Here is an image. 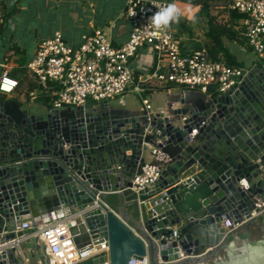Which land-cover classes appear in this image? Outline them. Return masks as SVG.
<instances>
[{"label":"water","instance_id":"95a60500","mask_svg":"<svg viewBox=\"0 0 264 264\" xmlns=\"http://www.w3.org/2000/svg\"><path fill=\"white\" fill-rule=\"evenodd\" d=\"M180 106L152 114L102 102L33 112L0 96V264H25L17 226L24 217L41 224L42 202L78 248L105 242L109 264H264V215L255 207L264 202V71H247L225 93L183 96ZM150 149L167 162L151 189L134 194L131 181ZM109 196L123 213L107 205ZM223 217L245 222L224 235ZM39 251L46 263L43 244Z\"/></svg>","mask_w":264,"mask_h":264},{"label":"built area","instance_id":"2783aa9c","mask_svg":"<svg viewBox=\"0 0 264 264\" xmlns=\"http://www.w3.org/2000/svg\"><path fill=\"white\" fill-rule=\"evenodd\" d=\"M180 1L126 0L122 16L129 25V35L118 48L113 47L110 39L98 30L84 36L77 46L67 44L62 34L56 31L38 43L32 59L25 66L26 73L44 89L48 84L55 87L52 110L109 103L129 92L140 97L145 93V86L186 87L202 94L208 88L225 93L236 87L247 70L211 61L205 48L183 54L170 26L159 30L154 27L153 14L169 4L178 7ZM229 9L242 16L241 35L259 62V68L264 71V0H231ZM143 48L154 54V67L146 75L135 76L130 62ZM17 87L18 82L3 70L0 96L10 95ZM28 97L35 100V91L28 93ZM141 103L143 109L150 112L148 101L142 99ZM149 155L150 159L131 181L129 190L134 194L151 189L167 162L156 149H150ZM255 207L264 215V202L256 203ZM251 216L258 215L252 213ZM244 222L233 225L223 217L221 228L224 235L238 229ZM17 231H27L44 245L47 262L43 264H78L101 254L105 257L102 264H109L105 242L78 248L64 221L35 224L22 220ZM177 238L176 229H173L167 240L174 242ZM180 259H184L181 253ZM129 264H147V260H131Z\"/></svg>","mask_w":264,"mask_h":264},{"label":"crops","instance_id":"0c3cea01","mask_svg":"<svg viewBox=\"0 0 264 264\" xmlns=\"http://www.w3.org/2000/svg\"><path fill=\"white\" fill-rule=\"evenodd\" d=\"M153 1H172V0H153ZM126 0H108L107 6L103 12L96 16V6L97 0H27L28 8L34 10V6L39 3L43 4L46 8H54L58 10L63 5H77L73 6V16L77 24H80L82 27L79 28L76 36L63 34L60 29H55L54 32L58 31L62 34L65 42L72 46H77L81 43L82 38L91 34L94 31L103 32L111 42V45L115 48L120 47L124 44L129 35V25L127 21L123 18V11L125 8ZM25 0H0V75L3 70H7L12 78H14L18 82V87L8 96H5L6 99L17 102L21 107L33 106L37 110H45L47 108L39 99L38 89L39 86L36 83V80L31 75L26 72L21 73L20 68L17 63H14L13 58H9L12 52L9 51V46L12 44H16L24 53H26L24 45L19 44V41L14 40L13 36H10V39H13L14 43L5 45L3 43L4 40V32L7 30L5 27L6 24H9V21L12 19V15L7 17L10 10L9 7L12 5L16 6L18 11L23 10V4ZM231 4V0H216L213 6L211 7L210 14L215 17L218 23L225 24L229 22V6ZM42 8V6H41ZM180 10V18L177 23H173L170 25V29L174 34V37L182 45V53L189 54L193 50H196V45L198 43L204 42V34L207 29V22L205 19L197 18L196 14L198 12L197 7H192L187 4H179ZM97 17V18H96ZM72 20V21H73ZM241 20V19H240ZM240 20L234 23L233 30L236 32V38L233 40H228L223 38L222 42L224 46L228 49L229 53L234 58L235 63L238 65V68L245 69L247 71L259 68V62L256 60L251 50L247 47L245 40L241 35V26ZM12 26V25H11ZM10 26L9 30H12ZM45 34V33H44ZM43 34V37H48L50 33L46 32V35ZM243 41V43H242ZM38 43L33 44V48L31 55L26 56L24 60H27V63L32 59L36 46ZM26 63V64H27ZM155 63V57L152 51L148 48L141 49L136 57L130 62V68L135 76L140 74L146 75L150 72ZM25 64V65H26ZM156 87V86H155ZM159 88V87H156ZM160 88H166L162 91H151L145 92L142 96H137V100L140 104L137 107V104L126 100L129 96H134L133 93H127L122 96L119 100H112L109 102V105L113 108H125L130 106L132 108L143 109V105L141 103L142 99L148 101L150 106V112L152 114L158 113H167L170 111H176L181 108L180 100L183 96H190L194 93H199L198 90L188 89L186 87H176V86H165ZM36 93V99L32 100L28 97V93L34 92ZM116 104H113L115 103ZM51 109V108H50ZM132 111L135 109H131ZM150 159V155L146 157L148 161ZM43 207L36 211V219L44 223L46 221H52L51 218H55V214L51 211V208L46 204V202H42ZM122 212V209H121ZM123 213V212H122ZM49 215H53V217H47ZM23 221H32V218L24 217ZM20 241V249L21 254L24 257L25 264L29 263L30 256H35L36 262L34 264H43L41 261L42 254L39 251L38 247L42 244L36 238H33L26 231Z\"/></svg>","mask_w":264,"mask_h":264},{"label":"trees","instance_id":"16d2710c","mask_svg":"<svg viewBox=\"0 0 264 264\" xmlns=\"http://www.w3.org/2000/svg\"><path fill=\"white\" fill-rule=\"evenodd\" d=\"M216 0H181L179 4H187L192 7H197L198 12L196 14L197 18L205 19L207 22V29L204 34V42L198 43L196 45V50H200L205 48L208 58L214 62H223L229 67H238L235 63L234 58L229 53L228 49L224 46L222 39L233 40L235 39L236 32L233 30V25L236 21L242 18L241 15L237 14L234 11H229V22L225 24H220L217 22L215 17L211 16L210 10ZM178 4V9H179ZM12 12H9L7 17H9ZM245 42V41H244ZM243 43V41H242ZM180 49L182 50V45L179 44ZM9 51L12 52L11 56L8 59L13 58L14 63H17L20 68V72L24 73L25 64L27 60L23 59V55L25 54L16 44H12L9 46ZM172 87V86H171ZM55 87L53 85L48 84L47 88L44 89L42 86H39V99L41 102L47 107L51 108L52 102L55 99ZM166 88H156L155 86H145V92L151 91H162ZM105 202L107 205L115 212L121 213V204L122 201L119 200L117 196H109L106 198ZM129 214H131V220L137 218L136 210L134 206H130L127 208ZM263 218L260 219V223L262 224Z\"/></svg>","mask_w":264,"mask_h":264},{"label":"rangeland","instance_id":"374dc122","mask_svg":"<svg viewBox=\"0 0 264 264\" xmlns=\"http://www.w3.org/2000/svg\"><path fill=\"white\" fill-rule=\"evenodd\" d=\"M26 1L27 0H25L23 10L21 11H18V9H16L17 7L14 5L9 7L10 10H13L11 14L12 19L9 21V24L5 25L7 30L3 31L5 34L3 40L5 48H7V45L14 43L13 39H10V36H13L14 40L19 41V44L21 43L24 45L26 53L23 55V59L26 56L31 55V49L33 48L34 43H40L42 40L50 38L55 29H60L63 34L76 36L79 28L82 27L80 24H77L75 20H73V6L77 5L66 4L61 6L60 9L55 10L54 8H45L43 4L37 3L33 10L28 8ZM107 2L108 0H97V6L95 8L96 16L100 15L103 10H105ZM10 26L12 27V30H9ZM46 32L50 34L48 37H43V34L45 33L44 35H46ZM121 98L122 97H117L115 100L117 101ZM126 100L137 104V107L140 106L135 94L134 96L127 97ZM113 104H116V102ZM137 107L132 108L127 106L126 108L128 110H136ZM25 108H30L33 112L40 111L35 109L33 106H26Z\"/></svg>","mask_w":264,"mask_h":264},{"label":"clouds","instance_id":"9594fccd","mask_svg":"<svg viewBox=\"0 0 264 264\" xmlns=\"http://www.w3.org/2000/svg\"><path fill=\"white\" fill-rule=\"evenodd\" d=\"M180 15V10L176 5L169 4L155 12L151 20L156 29H167L171 24L179 21Z\"/></svg>","mask_w":264,"mask_h":264},{"label":"flooded vegetation","instance_id":"af4514ba","mask_svg":"<svg viewBox=\"0 0 264 264\" xmlns=\"http://www.w3.org/2000/svg\"><path fill=\"white\" fill-rule=\"evenodd\" d=\"M256 234H259V233H261L260 231H258V230H256V231H254Z\"/></svg>","mask_w":264,"mask_h":264}]
</instances>
